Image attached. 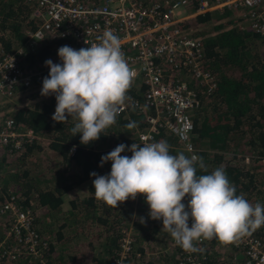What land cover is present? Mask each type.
<instances>
[{"label": "built area", "instance_id": "built-area-1", "mask_svg": "<svg viewBox=\"0 0 264 264\" xmlns=\"http://www.w3.org/2000/svg\"><path fill=\"white\" fill-rule=\"evenodd\" d=\"M32 1L35 28L26 30L24 42L12 51L7 52L0 45V152L9 154L42 139V132L18 124L12 113L3 112L5 104L13 105L21 98L29 104L27 109L41 101L36 96L29 101L25 97L43 83L50 69L46 63L29 67L26 51L46 47V61L62 64L58 56L62 46L79 50L100 43L98 38L105 30H114L129 66L136 72L128 92L132 101L120 111L126 113L135 102L133 109L144 116V126L136 127L135 143L158 142L157 135L166 132L187 156L199 157L192 113L215 93L218 76L206 66L204 37L194 34L195 28L181 27L179 23L197 14L230 11L238 22H247V27L264 39V0ZM54 112L55 108L51 116ZM255 160L264 165V155L251 152L244 156L247 164ZM0 197V264H49L45 250L52 242L37 227L34 206L24 205L1 183ZM119 240L113 264H127L134 239L128 230ZM216 240H201L196 243L197 251L186 252L172 239L176 264H207ZM224 245L241 250L245 264H264V228L258 233L250 230Z\"/></svg>", "mask_w": 264, "mask_h": 264}, {"label": "trees", "instance_id": "trees-1", "mask_svg": "<svg viewBox=\"0 0 264 264\" xmlns=\"http://www.w3.org/2000/svg\"><path fill=\"white\" fill-rule=\"evenodd\" d=\"M34 6L32 0H0V45L5 51L17 48L24 42L26 30L35 28L37 20L31 16ZM230 13L232 12L225 11L218 13L219 15L210 12L197 14L182 20L179 26L196 27L206 21L224 19ZM225 26L226 24H220L216 27L218 32L215 35H208L203 39L208 58L206 66L218 76V86L215 93L206 97L201 106L192 113L195 127L194 142L198 155L205 165L214 164V169L223 166L229 181L236 188L237 195H240L247 193L253 185L252 173L255 170L251 172L244 165L246 155L244 151L241 152L236 148L228 149L230 135L240 129L244 121L254 122L256 132L251 144L260 148V155H264V56L259 59L255 54L257 52H253L249 47L251 40L260 38L250 28L237 26L226 29ZM26 52L29 55L25 62L29 64L40 63L42 59L45 61L49 54L46 47L34 52ZM24 58L21 59V63ZM55 104L56 99L53 96L37 102L31 109L20 108L12 114L18 124L35 132H42L41 140L19 151L21 153H18L17 158H21V165L31 154L37 152V157L40 153L43 161L39 173H47V169L41 168H53L56 171L58 168L61 176L51 185L42 186L38 180L30 178L28 170L24 168L23 171L15 174L11 172V177L5 179L3 183L4 189L15 193L24 205L34 206L35 209L43 207L51 212L60 213L62 196L83 182L89 181L84 198L76 196L69 200V212L75 214L73 215L75 218L79 215L78 221L68 224L66 228L72 233H74L73 229L81 231L75 233L77 236L83 234L81 241L72 244V247L50 244L45 250L48 263L113 264L121 242L119 239L129 230L134 241L127 264H176L175 247L170 246L172 237L162 229V221L150 219L149 207L144 197L138 196L136 200H128L118 208H114L97 200L94 194V177L90 174L93 172L97 175L110 174L111 161L101 166V157L121 143L130 148L131 144L136 142L132 134L136 131V127L129 129L126 125L134 121L137 122L138 128L143 127V114L129 108L126 113L117 117L115 125L101 133L99 140L83 145L80 135L73 136L71 132L75 124L70 121L63 124L53 121L51 112ZM204 108H209L208 114L203 113ZM69 120L73 121L71 118ZM43 137H47L44 145ZM157 137H159L158 142L165 140L171 145L170 154L176 155L182 152L172 135L163 132ZM199 142L204 144L205 148L199 147ZM121 155L130 157L131 152L126 148ZM0 163L1 168L5 164L4 159ZM212 171L207 168L205 172L197 168L198 175L210 174ZM13 180L17 182L18 189L15 188L16 184L12 182ZM247 200L253 205L257 202H253L251 197ZM183 203L187 205V197ZM140 217H143L146 223L141 224ZM84 221H87L88 225H84ZM64 227L65 224L54 230L53 240L59 242L63 238ZM40 232L51 242L48 234L43 233V230ZM89 236H94V242L90 240L87 242ZM214 242L218 249L209 253L207 264H245L241 250L228 249V246L218 240ZM150 249L161 251V254L149 256L146 251H151ZM165 250H170L167 255L172 256H165Z\"/></svg>", "mask_w": 264, "mask_h": 264}, {"label": "clouds", "instance_id": "clouds-1", "mask_svg": "<svg viewBox=\"0 0 264 264\" xmlns=\"http://www.w3.org/2000/svg\"><path fill=\"white\" fill-rule=\"evenodd\" d=\"M98 39L100 43L79 50L67 45L59 48L62 64L45 62L50 71L43 79L41 95L55 96L53 121H75L71 132L80 135L83 145L99 140L102 132L117 123L121 108L132 101L128 92L136 76L114 30H105ZM130 106L134 108L135 102ZM137 126L134 121L126 125L129 129ZM126 148L130 157L121 155ZM170 148L165 140L132 143L130 148L119 144L101 157V166L111 161L110 174H90L95 198L118 208L144 197L150 219L162 221V229L186 252L197 251L201 240L215 238L230 244L264 226V205H253L244 194L237 195L223 166L198 175L197 168L207 172L201 157L183 152L173 155ZM186 197L187 205L183 203ZM139 222L146 223L143 217Z\"/></svg>", "mask_w": 264, "mask_h": 264}, {"label": "rangeland", "instance_id": "rangeland-1", "mask_svg": "<svg viewBox=\"0 0 264 264\" xmlns=\"http://www.w3.org/2000/svg\"><path fill=\"white\" fill-rule=\"evenodd\" d=\"M194 1H191V4H193ZM190 5V4H189ZM213 14H218V13H213ZM221 14V13H219ZM218 14V15H219ZM247 23V22H246ZM220 24H226L225 28H232V27H241V28H247V26H244V22L240 23L238 22V18L235 17L234 15H232L231 13L226 16L224 19H218V20H212V21H206L196 27L194 34L199 35V36H211V34H216L218 32V29L216 28L217 26H219ZM236 24V25H235ZM249 47L251 48V50L253 52H257L255 53L259 59H262L264 56V40L262 38L256 37L253 40L250 41V45ZM46 62V60L44 61V59H42V62L40 63H31L29 67H35V66H39L41 64H44ZM28 62H26L27 64ZM29 65V64H28ZM49 75V73L46 74L45 78ZM42 84H39L38 88L35 89V91L31 92L28 96L25 97V99L27 101L32 100L33 97H37L38 99L42 100H47L51 97H53L54 95H49V96H42L41 95V91H42ZM25 100L23 98L19 99L16 101L15 104L10 105V104H5L3 106V112L7 113H13V111L17 110L18 106H22L21 108H26V106H29V104H25ZM39 102V101H37ZM37 102H34V104L32 105V107L35 106V104ZM12 107H15L16 109H11ZM31 107V108H32ZM55 108H56V104H55ZM209 112V108H204L203 109V113L208 114ZM70 122H72L73 124H75V121H71L68 120ZM256 132V127L254 122L249 121H244L241 126L240 129L235 130L234 132L231 133L230 135V144L228 149L230 148H236L242 151H244V154H248V152H253V154H260V148L257 147H253V145L251 144V140L253 139L254 135ZM132 134H134V136L136 137V131L133 132ZM45 140H47V137H43V145L46 144ZM36 143V141H35ZM199 147L205 148L204 144H200L199 142ZM247 151V152H245ZM183 152V151H182ZM0 161L2 159H4L5 164L3 166H1L0 168V183L4 186V181L7 178L11 177V172H21L23 171V169L25 168V170H28L29 172V177L34 179V180H38L42 186L45 185H51L53 181L56 180L57 177H60V173H59V169L57 168V171L53 168H41V169H47V175L42 173H39V169L40 167H43V161L41 160V155L39 153L38 157H37V152H34L33 154H31L24 162L23 165L22 164V160L21 158L18 159V153L21 152H14L12 154H9L8 152H0ZM184 153V152H183ZM17 154V155H16ZM186 156L187 154L184 153ZM16 155V156H15ZM15 156V157H14ZM208 162V161H207ZM0 165H2L0 163ZM244 165L247 166L249 168V170L252 172L253 170V185L251 186V188L246 192H244V196L247 197V199H250V197L252 198L253 202L256 203H260L262 205H264V165L257 162V160L250 162L249 164L244 162ZM207 168L210 170H214V164H206ZM42 181V182H41ZM14 184H16L15 188L18 189L17 186V182L16 181H12ZM67 182V181H66ZM87 184H89V181L87 182H83L81 185L82 186H87ZM83 193V189L82 188H77L74 194H82ZM72 194V192H69L68 194H65V205L64 207H60V210L62 211V216L61 213L59 212H51L46 208L43 207H38L37 209H35L36 212V216H37V227L39 228V230H43V233H46L50 236V240L53 244L56 243V246H69L72 247L75 243H78L81 241V238L83 237L81 235H76L78 234V232L81 233V231H75L73 229V232H70L69 228H66L68 224L72 223V222H76L78 221V215L72 214L71 212H69L70 208L67 206V203L69 202V200H71L72 198H70V195ZM78 196V195H76ZM86 195H83L82 198H84ZM1 198V197H0ZM68 198H70L68 200ZM2 199V198H1ZM0 203H2V200H0ZM69 205V204H68ZM2 219V218H1ZM1 224V222H0ZM63 224H65V227L63 230H65V235L63 236V238L59 241L56 242V240H53V235H54V230L57 227L62 226ZM72 225V224H71ZM70 225V226H71ZM84 225H88L87 221H84ZM83 227V226H81ZM1 228V226H0ZM86 228V227H85ZM261 228H264V226H261L260 228L254 229L253 231L255 232H259V230ZM50 230V231H49ZM45 231V232H44ZM91 232V231H89ZM50 233V234H49ZM76 233V234H75ZM45 234V235H46ZM0 236H1V230H0ZM80 236V237H79ZM170 237V235H169ZM134 239V238H133ZM172 239L171 238V242H170V246L173 248L172 246ZM93 241L95 240L94 236H89L87 238V242L88 241ZM59 243V244H58ZM73 244V245H72ZM228 249H230V247H228ZM151 250V249H150ZM101 251H104L103 249H101ZM160 252V253H159ZM158 250H147L146 253H149V256H157L159 254H161V251ZM165 256L170 257L172 255H167L170 253V250H165ZM174 259H176V251H174ZM73 255H77V254H73ZM72 255V256H73ZM156 261V260H155Z\"/></svg>", "mask_w": 264, "mask_h": 264}, {"label": "crops", "instance_id": "crops-1", "mask_svg": "<svg viewBox=\"0 0 264 264\" xmlns=\"http://www.w3.org/2000/svg\"><path fill=\"white\" fill-rule=\"evenodd\" d=\"M236 25V24H235ZM244 26H247V24L245 23L244 24ZM241 28V27H240ZM138 128V127H137ZM203 148H204V146H203ZM88 185V184H87ZM77 188H82L83 189V193L82 194H74L75 193V191H76V189ZM86 190V187L85 186H82V185H80V186H78V187H75V188H73V189H71L70 191H68L67 193H65V194H68L69 192H72V194L70 195V198H72L73 196H75L76 197V195H78V196H80V197H82L83 195H86L84 192H86L85 191ZM65 194L62 196V204H61V209H62V207H64V205H65ZM70 198H68V200L70 199ZM74 198V197H73ZM69 202L67 203V206L69 207ZM60 213H61V216H62V211H60ZM66 233V232H65ZM214 251L215 250H217L215 247H214V249H213Z\"/></svg>", "mask_w": 264, "mask_h": 264}, {"label": "flooded vegetation", "instance_id": "flooded-vegetation-1", "mask_svg": "<svg viewBox=\"0 0 264 264\" xmlns=\"http://www.w3.org/2000/svg\"><path fill=\"white\" fill-rule=\"evenodd\" d=\"M231 248V247H230ZM231 249H234V248H231Z\"/></svg>", "mask_w": 264, "mask_h": 264}]
</instances>
